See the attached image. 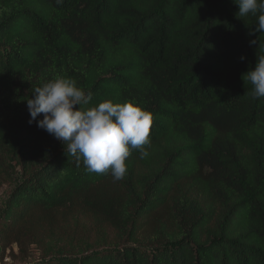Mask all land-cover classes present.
Here are the masks:
<instances>
[{"label":"trees","instance_id":"1","mask_svg":"<svg viewBox=\"0 0 264 264\" xmlns=\"http://www.w3.org/2000/svg\"><path fill=\"white\" fill-rule=\"evenodd\" d=\"M237 12L233 0H0V185H12L2 255L264 264V98L242 79L264 55V32ZM54 72L93 103L134 98L151 111L149 154L134 150L123 179L88 172L28 123L32 89ZM84 220L112 242L84 243Z\"/></svg>","mask_w":264,"mask_h":264},{"label":"clouds","instance_id":"2","mask_svg":"<svg viewBox=\"0 0 264 264\" xmlns=\"http://www.w3.org/2000/svg\"><path fill=\"white\" fill-rule=\"evenodd\" d=\"M233 2L238 5L237 16H257L258 24L252 33L264 32V0ZM249 43L256 44V40ZM242 79L253 86V99L264 98V55L242 73ZM31 93L27 99L28 123L35 122L61 142L68 154L78 162L82 160L88 172L110 174L119 181L127 173L126 161L134 150L139 151L141 159L148 156L145 146L151 145L153 115L134 98L121 102L108 97L93 103L90 91L74 77L59 72L42 80Z\"/></svg>","mask_w":264,"mask_h":264},{"label":"rangeland","instance_id":"3","mask_svg":"<svg viewBox=\"0 0 264 264\" xmlns=\"http://www.w3.org/2000/svg\"><path fill=\"white\" fill-rule=\"evenodd\" d=\"M14 180H15L14 184L19 182L21 180V175L20 174L16 175ZM11 187L12 185L9 184L0 185V205H2L5 199L7 198ZM84 224H86L87 226V228H84V243L96 245L95 248H98L103 244L102 243L103 236L108 238V242H112L113 232L110 231L109 229L97 230L94 227H91L93 225L91 224V222H88L87 220H84ZM15 251L16 249L14 248V252ZM0 264H22V263L19 260H13L10 257L8 250H6V252L3 255L1 254L0 251Z\"/></svg>","mask_w":264,"mask_h":264}]
</instances>
